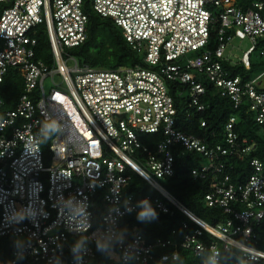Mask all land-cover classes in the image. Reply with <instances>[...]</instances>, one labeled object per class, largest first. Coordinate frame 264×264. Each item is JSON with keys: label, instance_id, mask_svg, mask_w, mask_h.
<instances>
[{"label": "built area", "instance_id": "built-area-1", "mask_svg": "<svg viewBox=\"0 0 264 264\" xmlns=\"http://www.w3.org/2000/svg\"><path fill=\"white\" fill-rule=\"evenodd\" d=\"M0 5V91L11 68L22 71L23 85L12 107L0 96V239L14 244L18 233L31 245L23 260H17L15 247L6 250L0 264H53L54 257L59 264H76L70 249L81 235L89 238L90 249L82 264H124L120 255L129 257V264H177L173 255L179 257L178 247L208 256L211 245L242 248V264H264V249L257 246V228L264 221L263 164L251 159L250 174L239 181L225 172L228 157L243 158L255 148L254 141L238 140L234 114L224 122L221 140L215 131L197 137L176 127V102L183 93H188V112L205 110L204 83L228 96L235 108L247 100L255 121L264 127L258 76L244 81L224 64L230 60L228 43L248 38L250 47L233 64L249 69L250 53L264 41V0L244 6L235 0H0ZM91 12L110 18L141 62L104 68L73 56L70 48L88 37ZM40 26L49 41L47 61L37 57ZM48 118L60 121V133L39 145V152L27 150L25 145L33 144ZM199 124L207 126L200 117ZM149 135L153 138L147 140ZM185 150L204 155L191 175L209 181L207 205L227 215L215 225L198 218L166 189L176 155ZM133 174L156 194L136 195ZM70 195L89 204L84 231H70L59 213V199ZM144 199L162 213L172 214L174 205L197 227L183 222L186 232L180 241L157 237L146 242L137 226L123 220L138 212ZM30 206L36 209L35 220H10L11 210ZM110 228L124 232V245L117 246L115 257L95 247V235ZM175 234L172 230L170 236ZM171 246L172 251L156 256L157 248Z\"/></svg>", "mask_w": 264, "mask_h": 264}, {"label": "trees", "instance_id": "trees-1", "mask_svg": "<svg viewBox=\"0 0 264 264\" xmlns=\"http://www.w3.org/2000/svg\"><path fill=\"white\" fill-rule=\"evenodd\" d=\"M252 1L254 0H235V4L244 6ZM89 18L87 39L84 43L70 48V53L76 55L80 62L104 68L128 66L141 62V57L128 45L121 30L110 18L101 17L93 12L90 13ZM39 29L41 30V26ZM256 51L263 55L260 62H256L251 58V55ZM50 56L47 34L41 30L38 37L37 57L48 60ZM249 60V69H245L241 63L233 64L231 60L224 64L232 75L239 74L244 81L255 78L251 76L254 71L261 69L264 72V41L257 42L254 50L249 55ZM204 84H206L207 90L206 95L202 99L205 104V110L202 112H196L195 110L188 112L184 102L188 98V93H183L182 97L176 102V127L185 133L193 134L197 137L215 131V133L219 134L217 140H221L224 122L230 115H236L237 123L234 131L238 136V140L246 138L248 143L252 141L255 143V148L243 158H239L237 155L228 157L225 172L230 174L233 181L242 180L251 172V166L249 165L251 159L258 158L264 167V127L255 121L254 112L249 110L247 100L243 101L240 107L235 108L228 96L220 95L219 89L212 84ZM22 87V71L17 68H11L6 74L0 91V96L4 98L7 107L14 105L18 96L23 92ZM174 87L176 85H173ZM257 88L264 91L258 86ZM199 117L206 120L207 126H200ZM150 136L153 135H149L147 140L153 138ZM204 159V155L196 151L185 150L176 155L175 172L172 176L166 178L164 184L166 189L190 212L206 223L215 225L226 218L227 215L223 213L221 208L207 205L204 195L209 190V181L207 179L194 180L191 175V169L198 166ZM131 184L133 186L132 190L136 195L156 194V191L146 185L137 174L132 175ZM170 207L173 211L172 214L162 213L155 209L158 213V218L150 222L138 221L136 218L137 212L125 215L123 220L128 226H137L146 242L157 237L180 241L183 233L186 232L183 228V222H187L190 229L196 228L197 225L177 207L172 204H170ZM172 230H175L176 234L170 236ZM257 231L261 234L260 237L258 236L257 246L264 249V221L257 228ZM12 247H14V244L11 241L5 238L0 239V254L2 256H6V250H10ZM172 249V246L157 248L155 254L158 257L161 253L170 252ZM178 253L179 260L177 264H207L206 255L195 256L191 251L181 247H178ZM232 264H234V261Z\"/></svg>", "mask_w": 264, "mask_h": 264}, {"label": "clouds", "instance_id": "clouds-1", "mask_svg": "<svg viewBox=\"0 0 264 264\" xmlns=\"http://www.w3.org/2000/svg\"><path fill=\"white\" fill-rule=\"evenodd\" d=\"M61 130L60 121L55 118H48L41 122L37 137L31 146L25 145V148L29 150L31 147L35 152H39V145L46 144L49 140L56 137ZM89 204L87 199H78L77 196L70 195L68 197H61L58 201V210L62 218L69 224L70 231H84L85 225L89 223V217L91 213L88 211ZM137 220L140 222H150L158 218L157 211L152 207L149 200H141L138 204ZM131 209H129V212ZM36 209L34 207H28L22 210H11L9 212V218L14 223L22 222L24 219L35 220ZM17 239L14 242L16 249L15 255L17 260H23L28 249L31 247L30 241L19 237L17 233ZM88 237L81 235V237L75 241L71 246V253L76 261V264H82L83 256L87 254L90 249L86 247ZM124 232L123 230L116 231L109 229L107 232L99 233L95 235V247L96 250L108 257L117 256L116 248L124 245ZM235 247V246H233ZM243 247H247L244 245ZM57 249L62 254L63 249L61 245H57ZM242 248H237L233 251L230 248L223 250L218 249L215 245H211L208 249V256L206 258L207 264H242V259L239 253ZM120 258L124 261V264H129V257L120 255ZM178 254L173 255V259H178ZM53 264H59V260L54 257Z\"/></svg>", "mask_w": 264, "mask_h": 264}, {"label": "rangeland", "instance_id": "rangeland-1", "mask_svg": "<svg viewBox=\"0 0 264 264\" xmlns=\"http://www.w3.org/2000/svg\"><path fill=\"white\" fill-rule=\"evenodd\" d=\"M251 45V42L248 40V38H244V39H239V38H233L227 45L226 50H225V55H227L230 60L232 62L235 61H239V59L241 58L243 52H245ZM73 56H76L74 54H72ZM77 57V56H76ZM252 60L256 61V62H260L263 58V55H261L259 53V51L254 52L251 55ZM67 64L69 66L73 65V61L68 60ZM120 67V66H119ZM261 69H257L256 71H254L251 76L252 77H257V85L259 86L260 83H262V81L264 80V72H262ZM261 73V74H260ZM60 78L58 76L54 77V81L56 83L60 82ZM50 83L51 81L48 79L45 80V87L47 90H49L50 87Z\"/></svg>", "mask_w": 264, "mask_h": 264}, {"label": "crops", "instance_id": "crops-1", "mask_svg": "<svg viewBox=\"0 0 264 264\" xmlns=\"http://www.w3.org/2000/svg\"><path fill=\"white\" fill-rule=\"evenodd\" d=\"M258 87L264 89V80L262 81V83H260V85Z\"/></svg>", "mask_w": 264, "mask_h": 264}]
</instances>
